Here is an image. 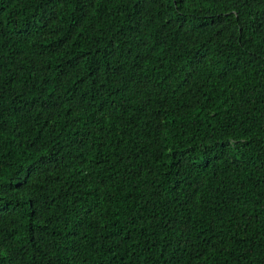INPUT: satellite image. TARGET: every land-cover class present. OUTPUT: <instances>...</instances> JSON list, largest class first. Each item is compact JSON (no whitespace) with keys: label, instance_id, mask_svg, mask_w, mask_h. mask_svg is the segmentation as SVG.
<instances>
[{"label":"trees","instance_id":"16d2710c","mask_svg":"<svg viewBox=\"0 0 264 264\" xmlns=\"http://www.w3.org/2000/svg\"><path fill=\"white\" fill-rule=\"evenodd\" d=\"M0 264H264V0H0Z\"/></svg>","mask_w":264,"mask_h":264}]
</instances>
